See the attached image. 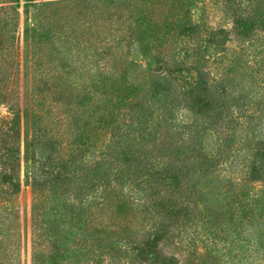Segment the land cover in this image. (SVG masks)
<instances>
[{"label": "trees", "instance_id": "trees-1", "mask_svg": "<svg viewBox=\"0 0 264 264\" xmlns=\"http://www.w3.org/2000/svg\"><path fill=\"white\" fill-rule=\"evenodd\" d=\"M9 1L0 0V106H5L7 112L0 115V264H18L14 196L19 189L22 161L32 191V264H222L226 253H219L217 245L228 234L211 223L206 231L210 238H201L204 228L199 231L196 224L203 226L210 222L211 213L216 216L228 210L233 212V208L215 212L203 187L189 182L197 169L202 176L213 173L216 161L193 160L198 165L187 167L188 154L202 150L194 135L187 137V157L176 159L166 155L171 154L166 149L168 144L162 146L164 138L157 134L169 130L168 126L160 128V123H168L166 114L177 96L171 88L161 89V94L158 89L165 84V74L158 72L153 78L152 73L138 72L137 63L127 59L119 43L135 35L144 41L140 48L149 62L169 64L173 49L168 40L176 29L194 36L203 34L206 42L214 38L217 29L202 21L193 25L188 12L193 0H104L105 9L99 0H59L34 5L31 30L34 49L39 51L34 55L33 104L22 144L14 37L7 32L9 28L15 29L17 13L7 4ZM213 1L223 14L231 13L238 24L235 28L243 37L249 39L256 29L264 30V0H245V4L241 0ZM41 28L48 32L65 28L66 33L57 41L62 38L63 47L68 49H87V67L72 66L64 59L57 64L59 59L47 50L57 47L41 43L47 38V34L35 31ZM114 45H120V49ZM230 56L225 53L217 57L221 73L210 89L206 90L203 71L196 70L195 89H205L196 104L202 111L213 105L215 116L206 115L204 129L211 128L220 136V154L233 146L230 126L237 118L225 120L228 84L237 68L230 63ZM251 68L255 76L261 75L264 80V57L257 67ZM75 69L79 80L70 79ZM193 92H189V100ZM261 99L264 100V91ZM159 107L164 114L158 116L157 124L153 112ZM155 124L158 131L154 130L147 139L144 135H151L148 130ZM137 139L138 143L143 141L139 147L135 145ZM238 164L242 165L238 170L244 172L248 161L241 159ZM257 173L260 175L254 179L253 169L247 177L230 172L228 181L232 186L227 196L234 197L238 204L243 196L247 199L248 189L244 186L248 182L255 189L258 185L253 181L264 185V169ZM147 174L151 175L149 181ZM122 181L135 186L148 182V197L136 206L123 193ZM49 190L53 197L61 196L62 191L71 192L70 198H63L59 207L47 209ZM260 201L259 197L254 200ZM47 212L63 215L68 228H64L63 221L55 224V218L51 219L52 224L44 221ZM249 212L257 217L245 222L244 230L236 233L237 240L244 242L247 250L252 248L262 256L264 232L255 234L250 226L264 213V202ZM66 238L68 241L62 240ZM219 246L228 249L223 243ZM142 252L150 263L139 256Z\"/></svg>", "mask_w": 264, "mask_h": 264}, {"label": "rangeland", "instance_id": "rangeland-1", "mask_svg": "<svg viewBox=\"0 0 264 264\" xmlns=\"http://www.w3.org/2000/svg\"><path fill=\"white\" fill-rule=\"evenodd\" d=\"M55 1L59 0H11L7 3L14 7L17 13V20L13 24L15 29L9 28L7 32L14 37L13 45L16 55L18 76L16 100L21 116L20 130L22 144L28 129V115L33 104L34 55L39 51V49H34L35 37L32 36L31 30L32 8L40 2ZM241 1L245 4V0ZM99 2L101 4L99 5L105 9V5H107L106 2L104 0H99ZM110 7L113 11V7ZM216 7L213 0L192 1L188 6V12L190 19L194 22L193 25H197L201 21L205 22L206 25L217 29L216 34L214 38L211 37L210 42H206L202 38L203 34L194 36L190 32H183L179 28L176 29L175 34L168 40L170 49H173L171 55L172 61L169 64H164L162 61H157L156 63L149 62V60L143 56L140 48V43L142 44L144 41L135 37V35H132L131 38L126 39V41H119V43L122 49H124V52H126L127 59L132 58V60L137 63L136 69L138 72H142L144 75L152 73L154 74L153 78H155L158 72H163L167 79L165 84L160 86L158 90H169L171 88L176 94L175 96H177V99L171 106V110L166 114L168 123H160V128L168 126L169 130L162 133L158 132L157 134L160 138H164L162 146L168 144L166 149L170 151L171 154L167 153L166 155L171 158L174 156L176 159L187 157V155H185L187 143H189L187 137L194 135L196 143L199 142L202 150H200L199 154L195 153L191 156L187 152V167L188 165H198L194 164L195 161L193 162V160L201 162L204 159L208 160L212 158L216 161V164H214L216 167L213 173L209 172L207 175L202 176L201 173H199L200 169H197L190 175L191 178L189 182L191 180V183H196L199 187H203L206 198L213 204L212 207L215 209V212H218V209L228 210L231 207L233 208V212L228 210L216 216L214 213H211L210 222L205 223L203 226L200 225V223L196 224L197 230L201 231V229L204 228L201 231L202 236L200 235V237L210 238V234L206 231L209 230L207 229L208 225L214 223L224 228L223 230L228 234L225 240L219 241V245L223 243L228 249L217 245V251L219 253H226L223 255L225 259L221 262L222 264H264V253L262 256H259V254L256 255L252 251V248L247 250L248 246H246L244 242L237 240L238 235L236 234L244 230L246 221L253 220L257 217V215L252 216L249 210L250 208H259L262 202H264V185L260 184L259 181H253L258 185V189H255L251 188L247 181L248 186H244L245 189H248V194L246 195L247 199L243 196L242 202H239V204L234 197L229 198L227 196V193H231L229 191L232 186L228 181L230 172L233 173L235 171L238 175L243 174L247 177L251 169H253V178L256 179L260 175L257 171L261 168L264 169V104L261 105V103H259H264V100L261 99V94L264 91L262 81L264 82V80H262L261 75L255 76L251 68L252 66L257 67L264 57V30L256 29L253 34L248 36L250 37L249 39L245 38L239 29L235 28L238 24L234 23L231 13L223 14L216 9ZM35 31L42 35L47 34V38L45 41L41 40V43H44L46 46L51 45V47H57L56 49H47L50 53H53L55 58L59 59L57 64L62 63L64 59L67 64H71L72 66L87 67L88 63H86V60L89 57L86 53L87 49H68L63 47L64 43L61 41L63 40L62 38H60V41H57V38L66 33L65 28H54L50 32L45 28L36 29ZM250 33L251 32L247 34ZM120 45L114 46L116 49H120ZM42 51H44V49L41 50V53ZM232 51L233 54L230 56ZM225 53L227 56L229 55L231 57L230 63H235L237 66L228 84L229 91L227 93V103L225 105L228 108L225 114L228 116L225 120L227 121L231 116H234L237 117L238 123H236L235 119L233 120L234 123L230 126L233 131V146L231 150H224L221 152L222 154H220L217 153L221 148L220 136L211 128L204 129L207 120L206 115L215 116L213 105L210 104L211 109L208 111L199 109L196 104L198 95H203L205 89H203L202 92L196 91L195 81L198 78L196 70L199 69V71H203L202 77L206 79V90L212 88L215 84L214 80L218 81L221 73L220 64L216 59L219 55ZM236 56H238L239 59H236ZM171 70L172 73L170 75L169 73ZM75 71L76 69L72 71L70 79L79 80ZM83 71L84 69H82L81 73H83ZM190 91H194L192 100L188 99ZM162 93L161 91V94ZM158 103L159 102H155V105H159ZM254 108L258 109L255 113H253L255 110ZM192 109H194L193 111L199 112L193 113ZM162 110L163 108L159 107L153 112L157 124L159 121L158 116L164 114ZM4 114H7L6 107L0 106V115ZM248 114H252L256 117L248 116ZM241 115H244L243 118H239ZM244 119L246 122L243 121ZM239 121H243V123L240 124ZM158 129V126L155 124L148 130L151 135L144 136L147 137V139L151 138L154 130L158 131ZM183 129H185V132H183ZM138 141V139L135 141V145L139 147L140 143L143 141H140V143H138ZM154 153L156 154L157 152L155 151ZM157 155L159 154L157 153ZM245 158L249 165L243 166L244 173L238 170L242 166L239 165L238 162ZM220 169H225L226 172H221ZM25 170L26 167L22 161L18 176L19 189L14 196L17 215L15 230L19 240L18 264H32V191L30 182L26 178ZM146 172L147 171H145V174ZM150 177L151 175L148 174L145 176L147 181H149ZM242 180L245 181V179ZM148 187V182L140 183V185L138 184L135 186L130 181H122L123 193L130 201L135 203V205L142 203V199L144 200L148 197L150 191ZM62 193L61 196L57 197L55 194V199L52 191H47V209L52 206L59 207L62 204L61 201L63 198H70L71 192L62 191ZM258 197L261 201L255 203L254 200ZM86 198L89 199V197ZM243 199H245L244 202ZM225 204H229V206ZM256 211H259V209ZM243 212H246V214L244 215ZM43 218L44 221L48 220L49 224H52L51 219L54 218L57 220L55 224H59L63 221L64 228H68L61 214H49V212H47ZM5 225H9L8 222H6ZM263 225L264 213L256 218L255 223L250 227L255 230V234L259 233L260 230L263 233ZM67 231L70 232V229ZM205 233L206 236H203ZM68 239L69 238L62 240L68 241ZM233 239L234 241L230 243ZM198 242L199 241H197V243ZM202 242L205 243L206 241L202 240ZM234 254H236V256H233ZM139 256L146 260V263H150L145 252L139 253Z\"/></svg>", "mask_w": 264, "mask_h": 264}]
</instances>
